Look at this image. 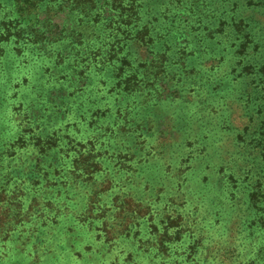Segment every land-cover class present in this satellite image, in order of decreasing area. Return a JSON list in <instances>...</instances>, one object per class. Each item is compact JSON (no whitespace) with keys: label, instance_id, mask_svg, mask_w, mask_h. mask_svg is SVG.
Listing matches in <instances>:
<instances>
[{"label":"rangeland","instance_id":"rangeland-1","mask_svg":"<svg viewBox=\"0 0 264 264\" xmlns=\"http://www.w3.org/2000/svg\"><path fill=\"white\" fill-rule=\"evenodd\" d=\"M119 1L0 44V264H264V0Z\"/></svg>","mask_w":264,"mask_h":264},{"label":"trees","instance_id":"trees-1","mask_svg":"<svg viewBox=\"0 0 264 264\" xmlns=\"http://www.w3.org/2000/svg\"><path fill=\"white\" fill-rule=\"evenodd\" d=\"M41 1L42 0H16V10L15 11L10 12L5 9L0 10V15H2V21L0 22V44L7 41L10 38H13L15 40H18L19 38H21L22 33L21 32L18 33V30L16 28L17 27L16 22L18 23L19 20L23 19V17H33L34 18L36 15V12H35L36 6L37 4H40ZM49 1H53V3H55L56 0H49ZM186 1L187 0H185L184 2L186 3ZM75 4L76 6L78 5V0H76ZM115 9H116V24H117V25L115 24L117 26L116 28L120 30L124 29L128 25L127 21L132 19L131 18L132 8L131 6L127 8L119 7V3H118ZM44 15L45 17H47V20H51L52 14H50L49 10L46 11ZM6 18H7V21L6 23H4L3 20H5ZM219 29L221 30V28ZM35 35H38V33ZM28 36L31 37V34H27V37ZM0 52H3V48H0ZM14 217L16 216H13L12 219ZM29 217L30 215H27L26 219H28ZM12 219L8 220V217H6L4 220L5 224L9 225ZM58 219L59 217L57 214H54L52 216L49 215L47 218L48 220L47 222H50L49 223L50 226H57V224L59 223ZM24 221L25 220L23 218H19L17 220V222L19 223L24 222Z\"/></svg>","mask_w":264,"mask_h":264}]
</instances>
